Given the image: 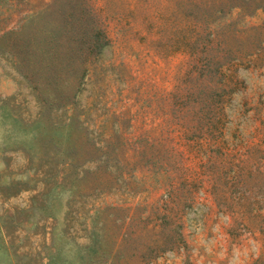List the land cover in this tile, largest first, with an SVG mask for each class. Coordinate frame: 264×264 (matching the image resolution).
I'll return each mask as SVG.
<instances>
[{"label": "rangeland", "instance_id": "1", "mask_svg": "<svg viewBox=\"0 0 264 264\" xmlns=\"http://www.w3.org/2000/svg\"><path fill=\"white\" fill-rule=\"evenodd\" d=\"M0 264H264V0H0Z\"/></svg>", "mask_w": 264, "mask_h": 264}]
</instances>
